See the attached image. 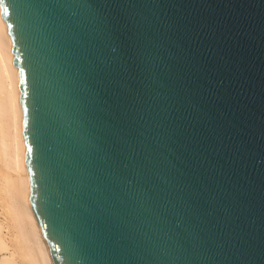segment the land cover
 Returning <instances> with one entry per match:
<instances>
[{
	"label": "water",
	"instance_id": "95a60500",
	"mask_svg": "<svg viewBox=\"0 0 264 264\" xmlns=\"http://www.w3.org/2000/svg\"><path fill=\"white\" fill-rule=\"evenodd\" d=\"M0 14L53 264H264V0Z\"/></svg>",
	"mask_w": 264,
	"mask_h": 264
},
{
	"label": "bare ground",
	"instance_id": "6f19581e",
	"mask_svg": "<svg viewBox=\"0 0 264 264\" xmlns=\"http://www.w3.org/2000/svg\"><path fill=\"white\" fill-rule=\"evenodd\" d=\"M0 14V264H53L29 201L18 76Z\"/></svg>",
	"mask_w": 264,
	"mask_h": 264
}]
</instances>
